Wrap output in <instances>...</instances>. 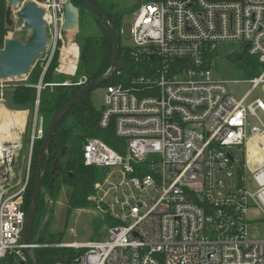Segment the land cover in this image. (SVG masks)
I'll list each match as a JSON object with an SVG mask.
<instances>
[{
	"label": "built area",
	"instance_id": "2783aa9c",
	"mask_svg": "<svg viewBox=\"0 0 264 264\" xmlns=\"http://www.w3.org/2000/svg\"><path fill=\"white\" fill-rule=\"evenodd\" d=\"M33 1L45 10L48 44L39 82L32 86L30 123L26 114L17 127L0 122V261L12 255L24 263L28 248L53 247L75 252L67 264H264V241L248 238V223L264 218V167L247 174L238 153L250 137L264 136L260 122L263 129L247 125L256 110L264 114V104L245 105L264 84V68L246 81L250 89L241 98L230 93L228 82L213 79L210 69L220 43L242 44L264 66V0H139L128 48L142 72L128 83L105 87L99 119V127H112L121 141L119 152L99 139L82 147L83 164L105 172L95 189L106 209L108 235L50 246L24 245L22 236L23 195L33 148L43 135L39 96L47 86L82 88L88 82L81 76L43 84L56 54L55 74L75 77L80 51L62 29L65 0ZM7 3L0 0V50L8 40ZM14 7L12 20L19 10ZM118 36L123 38V26ZM9 83L0 81V108L14 113L4 104ZM25 136L26 179L4 194L12 188L8 179Z\"/></svg>",
	"mask_w": 264,
	"mask_h": 264
},
{
	"label": "trees",
	"instance_id": "16d2710c",
	"mask_svg": "<svg viewBox=\"0 0 264 264\" xmlns=\"http://www.w3.org/2000/svg\"><path fill=\"white\" fill-rule=\"evenodd\" d=\"M93 5L101 12L104 19L108 21L116 33L119 35L122 27L123 14L122 12H110L106 3L101 4L99 0H91ZM72 3L79 10V24L82 32L86 26L85 11L90 13L85 0H72ZM134 12V11H133ZM95 24L99 26L100 33L98 35H88L79 39V61L75 77L72 81H77L81 76L87 78V82L91 83L102 78L109 70L113 58V45L107 30L102 26L100 21L90 13ZM237 63L245 69L249 79L257 77L261 74L264 66L259 63L258 59L250 56L246 48L240 52H236L233 56ZM57 54L54 56L51 65L43 77V84H62L66 80H62L60 75H56L54 68L57 63ZM136 62L130 55L129 48L122 47L120 44L119 60L116 73L108 79L102 86H109L113 84L128 83L133 77L138 76L142 72V66ZM42 72L41 62L36 64L31 72L27 75L31 86H18L14 90L6 92L4 103L10 110H21L28 108L30 113L33 112L34 103L36 100V90L32 86L37 85ZM81 88L80 87H66L54 86V88L45 87L41 90L39 96V114L44 116L46 126L44 127V136L54 117L60 108L69 101ZM29 113V114H30ZM100 112L94 110L89 99V93L83 98L79 99L75 105L62 117L60 123L55 129L51 145L46 155L43 165L42 187L46 186V195L51 197L62 186L71 189L70 208L79 209L90 206L91 196H94L95 186L102 181L105 176L103 170L87 167L82 160V147L89 139H99L112 149L119 152V139L114 136L112 127L102 129L99 127ZM31 120L29 116L28 124ZM43 140L35 143L32 156V166L29 182L25 188L23 195L22 209L25 217L29 206L31 205V198L33 186L35 181V165L36 158ZM58 159V164L55 170L53 169L54 161ZM41 187V188H42ZM41 193L38 200V207L35 214L34 222L31 230V241L33 243L42 245L60 244L59 234H46L47 221L50 217L45 219L43 227L40 229L41 221ZM36 236L35 240L34 237ZM37 264H55L57 262L67 264L70 262L75 252L65 248L46 247L36 249L33 251ZM0 264H20L12 255L6 256L0 261ZM23 264H32L29 258Z\"/></svg>",
	"mask_w": 264,
	"mask_h": 264
},
{
	"label": "rangeland",
	"instance_id": "374dc122",
	"mask_svg": "<svg viewBox=\"0 0 264 264\" xmlns=\"http://www.w3.org/2000/svg\"><path fill=\"white\" fill-rule=\"evenodd\" d=\"M99 2L103 5L106 3L107 8L110 12H122L125 11L122 20V26L124 28V36L120 40V44L122 47L130 48L132 46V42L129 39V22L131 19V15L133 11L138 7L139 0H99ZM15 7L12 9L14 12ZM86 15V26L84 30L80 31V24L78 23L79 29L78 32L75 33L67 31L66 36L67 39L74 41L77 45L79 44V39L84 38L88 35H98L100 33L99 26L95 24L94 20L90 13L85 11ZM80 19V18H79ZM13 25L10 27H6L5 36L8 40H18L20 42H24L30 36L31 32L26 30L22 23H19L16 18L13 16ZM80 21V20H79ZM78 21V22H79ZM244 49L242 44L238 43H220L216 49V51L212 55V59L210 60V69L212 71L213 79H220L225 82H228L227 86L232 95L236 98H241L249 89L250 84L246 82L249 80L248 74L245 69L241 66L240 63H237L233 58L236 52H240ZM44 55L39 56L32 66V69L38 65V63L43 62ZM57 63V60H56ZM62 80L70 81V77H65L60 75ZM26 79V80H25ZM15 79L9 83L10 90H14L18 86H31L27 82H29L28 77L26 78ZM237 82V83H236ZM50 88H54L51 86ZM104 94H105V86H100L93 89L89 93V99L95 111L101 112L102 107L104 105ZM255 100H260L264 104V84H260L257 88H255L251 93L248 99L245 101V105L250 104ZM5 104V103H4ZM35 110V106L33 108V112L30 113L28 108L21 110H14V114L7 113L5 110L0 108V122L4 121L3 119H12L13 116V124L16 126L17 120H21V116L24 117L26 114V120L31 114L33 116ZM39 111V109H38ZM30 113V114H29ZM38 114V119L40 122L41 130L44 132V127L46 126V120L44 116ZM256 117L248 116L247 124L248 129L251 126H258L259 128H264V114L260 110H256ZM2 116V117H1ZM21 123V121H19ZM259 122L263 125V128L259 124ZM2 129V128H0ZM264 137V136H262ZM44 134L42 135L40 140H43ZM26 136L23 137L22 150L18 152V157L16 159L15 165L13 167V173L8 179L9 186L12 188H8L4 191V194H12L19 187L21 181H25L26 174L28 170V160H27V146ZM245 147V146H244ZM242 147L238 153L244 154L245 148ZM34 149V148H33ZM33 156V152H32ZM32 161L30 165L31 171ZM29 171V172H30ZM29 182V179H28ZM96 188V186H95ZM46 186L41 188V223L40 229L43 227L45 219L48 216V212L51 213L50 217L47 221V231L46 234H54L60 235L59 240L60 243L68 244V243H79L84 244L89 241L95 240H103L108 235V229L110 228V224L108 223L107 215H105L106 209L103 204L98 199V194L95 193L94 196H91L89 199L91 200V204L85 208L79 209H71L70 208V195L71 189L66 186H62L54 195L48 197L46 194ZM252 214L250 217H253ZM36 236L33 240H35ZM248 238L250 241L261 242L264 241V218L260 217L257 220H251L248 223Z\"/></svg>",
	"mask_w": 264,
	"mask_h": 264
},
{
	"label": "water",
	"instance_id": "95a60500",
	"mask_svg": "<svg viewBox=\"0 0 264 264\" xmlns=\"http://www.w3.org/2000/svg\"><path fill=\"white\" fill-rule=\"evenodd\" d=\"M38 3H44L46 0H36ZM86 5L92 15H94L107 30L110 35L113 45V58L110 70L100 79L88 83L82 87L68 102H66L60 110L54 115L46 134L41 143L35 165V181L33 186L31 205L28 208L25 223L23 228V243L29 245L31 241V230L34 222L35 214L38 207V200L41 192L43 174L42 165L46 155L48 154L52 138L57 125L62 117L71 109L75 103L90 93L93 89L104 85L115 73L119 60L120 38L111 24L106 21L93 5L91 0H85ZM19 7V10L14 13V17L19 23H22L26 30L31 32L26 41L6 40L4 48L0 50V81L11 82L15 79H20L27 76L34 65L35 60L45 53L48 38L47 25L44 20L45 10L37 5L33 0H8L7 9L4 14L5 24L10 27L13 25L12 9L14 6ZM64 23L63 31L78 32L79 26V10L72 3V0L64 2ZM58 75V74H57ZM58 159L53 163V169L57 167ZM7 177V174H2L1 178ZM27 256L32 264H37L31 249L26 250ZM23 264V263H20Z\"/></svg>",
	"mask_w": 264,
	"mask_h": 264
},
{
	"label": "crops",
	"instance_id": "0c3cea01",
	"mask_svg": "<svg viewBox=\"0 0 264 264\" xmlns=\"http://www.w3.org/2000/svg\"><path fill=\"white\" fill-rule=\"evenodd\" d=\"M248 125V124H247ZM243 162L245 172L251 174L264 167V137H250L245 144Z\"/></svg>",
	"mask_w": 264,
	"mask_h": 264
},
{
	"label": "bare ground",
	"instance_id": "6f19581e",
	"mask_svg": "<svg viewBox=\"0 0 264 264\" xmlns=\"http://www.w3.org/2000/svg\"><path fill=\"white\" fill-rule=\"evenodd\" d=\"M2 109V108H1ZM4 110V109H3ZM8 113H10V112H8ZM10 114H14L15 115V113H10ZM2 117V116H1ZM11 118L12 119H3V120H5V122H9V123H11L12 122V120H13V116H11ZM18 122H17V124H16V127L18 126V125H20L21 123H22V121H23V118H22V116H21V120H17ZM19 121H21V123L19 122ZM13 123V122H12ZM0 134H2V129H0ZM14 136V135H13Z\"/></svg>",
	"mask_w": 264,
	"mask_h": 264
}]
</instances>
